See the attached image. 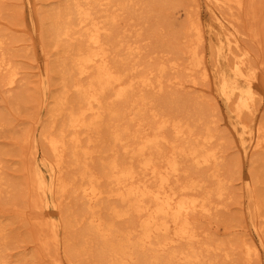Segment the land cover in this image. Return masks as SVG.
<instances>
[{
  "label": "bare ground",
  "instance_id": "bare-ground-1",
  "mask_svg": "<svg viewBox=\"0 0 264 264\" xmlns=\"http://www.w3.org/2000/svg\"><path fill=\"white\" fill-rule=\"evenodd\" d=\"M167 1L64 0L37 15L34 0H27L34 40L41 51L54 48L42 77L49 72L55 83L50 101L41 91L44 150L40 159L37 151L30 153L35 163L28 192L40 195L35 208L52 207V198L58 204L71 200L72 207L58 211L61 221L51 225L54 237L60 239L62 232L66 264H215L210 251L227 259L241 248L247 261L264 251V194H258L257 177L250 172L242 183L254 243L241 242L228 252L223 240L200 241L194 216L220 206L213 198L223 196L226 182L217 168L223 145L211 125L213 109L193 104V110L184 111L179 105L187 98H179L181 104L165 110L149 96L164 89L166 70L180 75L179 85L184 79L192 85L208 82L242 154L264 149V124L256 113L261 78L229 17L232 9L244 10L245 0H202L204 17L189 15V23L174 36L186 46L173 51L172 39L169 63L159 59L139 70L135 58L141 48L122 29V11L140 2L147 14L156 9L152 3L162 9ZM204 34L206 42H213L209 54L198 50ZM5 70L0 84L11 90L19 71L0 42V72ZM174 100L167 102L174 105ZM3 222L0 246L6 242ZM0 264H9L1 254Z\"/></svg>",
  "mask_w": 264,
  "mask_h": 264
},
{
  "label": "rangeland",
  "instance_id": "rangeland-1",
  "mask_svg": "<svg viewBox=\"0 0 264 264\" xmlns=\"http://www.w3.org/2000/svg\"><path fill=\"white\" fill-rule=\"evenodd\" d=\"M59 1L64 0H34V11L38 15L49 7L56 6ZM183 1L168 0L170 4L165 2L161 5L165 11H162L157 4L150 2L156 9H151V13L147 14L145 12L147 6L140 2L134 6L129 5L122 11V29L126 31L128 40L130 42L137 40V45L141 48V53L135 58L140 63L139 70L153 65L159 59L170 60L173 56L170 49L172 39L176 46L173 44V51L177 45L178 48L186 46L184 39L183 43L182 40L177 42L178 37L174 38V36L179 35L182 27L189 23L190 20L186 17L189 15L193 19L197 15L204 17L205 10L202 0H196L198 2L192 4L191 0H185V3ZM245 4L244 10L239 13L232 9L229 17L232 15L241 48L249 50V57H251L249 64L255 68V72L261 78V82L256 84L259 93L256 113L257 121L264 124V0H245ZM192 6H195L197 10ZM224 10L222 9L223 12ZM152 12L157 14L156 17L158 16L159 19L154 17ZM27 14V0H0L2 51L19 71V79L11 90L0 84V220L4 221L3 235L6 238L5 245L0 246V254L6 257L9 264H66L61 240L62 232L60 231V239L54 237L51 225L61 221L59 212L62 208L65 210L70 205L72 207L71 200H64L58 204L52 198L51 201H55L51 204L52 207L35 208L32 203L35 199L41 202L40 195L38 192H28L32 190L28 184L33 178L35 163V160L30 159V153L37 151L38 159H40V154L44 150V144L39 137L41 126L45 122V108L40 106L41 91L46 92V101H50V94L55 88V83L49 72L47 79L42 77L43 66L51 63L54 48L40 50L39 44L28 28ZM161 15H167L168 17L164 18H167L166 21L169 20L170 24H167ZM161 23L169 27H162ZM174 25L176 27H173ZM135 33H139L137 38H134ZM204 39V43L198 50L209 54V46L213 42H206V34ZM167 60L165 63H169ZM8 71L0 72V79L6 76ZM175 75L177 78H173ZM164 76L167 80L164 82V89L159 94H150L151 99L156 100L157 105L165 110L170 107L175 109L177 104L186 101L183 98H187V104H189L180 103L179 106L183 107H180L181 110L192 109L193 104L212 108V111L207 109L210 114H213L210 117L211 125L216 139L222 137L218 140L222 142L223 151L220 153L217 168L220 177L226 180L225 190L221 198H213V202L219 203L220 206H217L210 214L194 216L200 241L213 244L214 241L223 240L228 252L231 246L236 248L241 242L254 243V232L247 213L248 201L242 179L249 172L255 175L258 181L255 185L257 192L264 194V182H262L264 149L242 154L235 144V137L229 130L221 103L208 82L202 83L196 80L198 82L192 85L190 81L184 79L179 85L177 83L179 74L173 72L171 74V71L166 70ZM43 83H47L44 89ZM172 98H175L174 105L167 102ZM27 136H30V139L25 141ZM188 164L187 162L186 166ZM22 191L23 197H21ZM47 212L53 213L54 216L50 218ZM260 223L263 227L264 221ZM209 254L214 258L215 264H264V251L248 261L244 259V251L241 248L233 249V253L231 252L230 258L227 259L223 258V252L210 251Z\"/></svg>",
  "mask_w": 264,
  "mask_h": 264
}]
</instances>
